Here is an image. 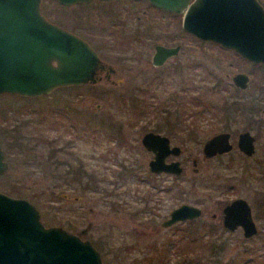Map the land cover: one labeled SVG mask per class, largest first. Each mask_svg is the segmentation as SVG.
Segmentation results:
<instances>
[{
  "label": "rangeland",
  "instance_id": "obj_1",
  "mask_svg": "<svg viewBox=\"0 0 264 264\" xmlns=\"http://www.w3.org/2000/svg\"><path fill=\"white\" fill-rule=\"evenodd\" d=\"M259 1L264 5V0ZM42 5L60 17L84 13L91 17L93 28L107 31L105 40L94 39L93 43L103 65L116 70L112 75L115 83L98 78L94 83L59 88L37 98L0 94V144L9 163L8 171L0 175V190L35 203L44 224L61 225L89 239L106 264H180L182 259V264H232L233 259L240 264H264V217L256 197H262L264 186V64L193 37L182 28L180 14L154 9L146 0L103 6L93 2L88 7L72 8L47 0ZM157 42L181 46L178 55L160 67L151 64ZM188 64L198 65L186 68ZM177 65L184 67L166 79V73ZM239 71L250 76L241 91L230 78ZM153 76L163 79L152 83L146 98V77ZM175 94L182 96L180 104L171 100ZM192 95L213 107H204L200 114V103L189 101ZM230 100L246 111L251 107L257 112L253 115L257 121L246 111L233 113L229 123L214 115L216 106ZM174 107L182 112V128L177 133L169 131L176 122L171 126L170 118L168 122L164 118L165 111ZM54 108L67 111L78 128L66 129L60 117L51 115ZM52 119L57 127L50 126ZM102 125L121 126L126 146L106 136L94 139L91 132ZM193 128L197 129L195 134ZM244 129L257 135L256 151L250 157L235 144L237 132ZM148 130L167 134L181 146L177 159L183 172L177 179L170 174L147 177L152 153L141 145L140 138ZM222 130L233 133V150L220 158L205 157L204 140ZM50 139L54 147L73 141L58 151V158L67 161L76 156L85 162L87 170L101 178L98 186L80 192V183L65 176L67 165H53ZM230 158L232 166L226 170ZM229 176L237 180L228 191H221V186L216 190L200 187L225 184ZM172 184L175 186L170 190L165 189ZM65 194H79L80 199ZM238 196L250 202L258 226L257 234L249 239L241 228L231 231L222 225L221 205ZM183 202L201 206V217L162 226L171 210ZM213 213H217L216 218H212ZM210 222L216 227L214 232L206 226ZM200 234L204 239L188 243ZM210 237L225 245L217 255H211L205 244ZM171 242L179 247L169 246Z\"/></svg>",
  "mask_w": 264,
  "mask_h": 264
},
{
  "label": "water",
  "instance_id": "obj_2",
  "mask_svg": "<svg viewBox=\"0 0 264 264\" xmlns=\"http://www.w3.org/2000/svg\"><path fill=\"white\" fill-rule=\"evenodd\" d=\"M72 5L89 0H57ZM151 5L181 14L182 28L195 36L232 48L249 61L264 63V5L259 0H146ZM42 0H0V94L12 93L37 98L70 85L94 83L102 60L83 38L50 21L41 10ZM179 46L156 45L154 64L176 54ZM239 88L247 87L250 76L236 72L231 76ZM229 132L208 138L203 152L210 157L229 151ZM153 152L152 172L179 174V160L166 162L169 155H180L178 145L169 138L148 131L141 137ZM247 155L255 152V136L244 130L237 140ZM9 168L0 144V174ZM200 207L183 203L162 222L169 226L193 219ZM223 224L233 230L241 225L244 235L257 232L246 199L235 198L223 209ZM0 264H106L99 249L86 238L61 225H46L35 203L24 196L0 190Z\"/></svg>",
  "mask_w": 264,
  "mask_h": 264
},
{
  "label": "flooded vegetation",
  "instance_id": "obj_3",
  "mask_svg": "<svg viewBox=\"0 0 264 264\" xmlns=\"http://www.w3.org/2000/svg\"><path fill=\"white\" fill-rule=\"evenodd\" d=\"M44 1H47V0H42V3L41 4H43V2ZM52 2H55V3H57L58 4V6L59 7H61V8H72V7H88L90 4H92L93 2H97L98 4H102V6L103 5H109L110 3H112V2H122V0H89V1H82V2H77V3H74V4H72V5H62L60 2H58L57 0H51ZM137 1V0H136ZM154 7V6H153ZM41 8H42V12L44 13V15L50 20V21H52V22H54V23H56V24H58V25H60V26H62V27H64V28H66V29H68L69 31H71V32H73L74 34H76V35H78V36H80L81 38H83V39H85L94 49H95V51L98 53V55H99V57H100V59L102 60V58H101V56H100V54H99V52H98V50H97V47H96V45H94V43H93V40L94 39H98L99 40V38H102V39H104L105 40V37H106V35H107V31L105 30V29H99V30H97V29H95V28H93V26L91 25V17L90 16H88V15H86V14H68V16H67V14H65V13H63V14H65V15H63L62 17H60V16H58L59 14H58V12L57 11H51V12H49V10H45L44 9V6L43 5H41ZM156 8V7H155ZM112 9V8H111ZM156 9H158V10H163V9H160V8H156ZM164 11H166V10H164ZM167 12H169V11H167ZM170 13H173V14H175V15H177V13H174V12H170ZM181 15V14H180ZM185 31V30H184ZM185 32H187V31H185ZM187 33H189V34H191L193 37H195V38H198V39H200V40H204V39H201V38H199V37H197V36H195L194 34H192V33H190V32H187ZM205 41H210V40H205ZM211 42H214V43H217V44H219L220 46H222L220 43H218V42H215V41H211ZM97 44H100L101 45V43H100V41L97 43ZM156 45H164V46H168V47H174V46H179V49H178V51H177V53L176 54H173V55H170V56H168L165 60H164V62L162 63V64H154L153 62H152V58H153V55H154V53H155V50H156ZM101 47V46H100ZM223 48H225V49H230V50H232L233 52H235L236 54H238L239 56H241L238 52H236L234 49H232V48H227V47H224V46H222ZM180 49H181V46H180V44H178V43H172V44H164V43H161V42H157V43H155V45H154V52H153V54H152V56H151V64L153 65V66H155V67H160V66H162L170 57H174V56H176V55H178V53L180 52ZM241 57H243V56H241ZM244 58V57H243ZM246 59V58H245ZM247 60V59H246ZM249 61V60H248ZM251 62H253V61H251ZM254 63H257V62H254ZM196 66V65H198V64H188L187 65V67L186 68H190V66ZM183 65H181L180 67L177 65L175 68H173V69H171V70H169L168 72V74L166 73V75H169L166 79H170L171 78V76H172V73H175L178 69H183ZM116 70L113 68V67H107V65H103V66H101V67H99V69L97 70V73H96V75H97V77L99 78V81L100 80H106V81H109V82H111V84H113V83H115V81H114V78H113V76L112 75H114L116 72H115ZM240 72V71H239ZM236 73V72H235ZM233 75V74H232ZM165 77V76H164ZM231 78V77H230ZM163 79V77L161 78V77H159V78H156V76H153V77H146V98L148 97V94H149V91H150V88H151V85H152V83L155 81V80H157V81H160V80H162ZM232 80V79H231ZM167 81V80H166ZM165 81V84H168V83H170V82H166ZM170 81V80H169ZM233 82V81H232ZM87 83V82H86ZM86 83H83V84H86ZM234 84V83H233ZM235 85V84H234ZM70 86H76V85H70ZM69 87V86H68ZM235 87H236V89H238V90H240L241 91V88H239L237 85H235ZM183 87L181 86V89H182ZM173 98H174V100H173ZM191 98H196V96H194V95H192L190 98H189V101L191 102V103H193V101H192V99ZM198 98V97H197ZM171 100H173L174 102H176L175 103V105H177V102H179V104L181 103V100H182V96H181V98L180 97H177V94H175V97H174V95L171 97ZM165 112H167L166 113V117H164L165 118V121L166 122H168V118H170L169 119V121H170V125L172 126V124H174L175 122V124H174V126H172V127H170L169 128V131H171V130H173V131H171V132H174V133H177L178 131H180L181 130V120H180V113H182L180 110H179V108H177V107H174V109H172V110H166ZM204 112V110H202V111H200L199 110V113L201 114V113H203ZM238 112H240V111H238V110H231V111H229V114H228V116H227V118H225L224 120L227 122V123H229V119H230V117L233 115V113H235V114H237ZM172 114V115H171ZM252 115L250 114V117H251ZM71 118V116L69 117V115H67V118H65V121H64V123H63V125H64V127H66V129H68V130H70V129H72L73 130V128L75 129V128H78V126H77V124L75 123V121L74 120H71L70 119ZM54 119H52V121H51V127H57L56 125L57 124H54ZM192 124H194L195 126H196V123H192ZM228 125V124H227ZM193 130H194V133L193 134H195L196 133V128H193ZM244 130H249V129H244ZM244 130H241V131H239V132H237V134H236V142H235V144H236V147H237V149L242 153V154H244L245 156H247V157H250V156H252V155H254V153L252 154V155H247V154H245L244 152H242L239 148H238V146H237V140H238V137H239V134L242 132V131H244ZM148 131H153V132H157V133H161V132H158V131H154V130H148ZM148 131H146V132H148ZM177 131V132H176ZM222 131H225V132H229V134H230V136H229V141H230V143L232 144V148L229 150V151H225V152H223V153H217V154H215V155H213V156H210V157H208V156H206L205 155V153L203 152V145H204V143L206 142V140L208 139V138H210V137H212L213 135H215V134H217V133H219V132H222ZM222 131H218V132H215V133H213L212 135H210L208 138H206L205 140H204V142H203V145H202V152H203V154H204V156L205 157H207V158H220V157H222L223 155H225V154H228V153H230L232 150H233V148H234V143L232 142V137H233V133L230 131V130H222ZM251 132V131H250ZM91 133H93V135H94V139H99V138H101V137H104V136H106V137H108V138H114L115 140H116V143L118 142V144H119V146H126V141H125V139H124V135H123V130H122V127L121 126H114V125H111L110 127H107V126H98L95 130H93ZM252 133V132H251ZM161 134H164V133H161ZM253 134V133H252ZM92 135V136H93ZM164 135H166L168 138H169V141H170V146H174V145H178V144H175V143H173L172 142V139H171V137L169 136V135H167V134H164ZM254 135V134H253ZM255 136V135H254ZM257 136V135H256ZM256 136H255V151H256ZM142 137V136H141ZM78 138H79V136H78ZM140 142H141V138H140ZM54 142H53V140L52 139H50V141H49V145H50V147H51V145L53 144ZM72 143H73V141H66V142H64V144H65V146H61V149H67V147H70L71 145H72ZM141 145L144 147V145L142 144V142H141ZM180 148H181V146L180 145H178ZM55 148L56 147H54V145H52V147H51V150H52V155H53V158L55 157V156H57L59 153H57V151L55 150ZM145 148V147H144ZM126 149L127 150H130L128 147H126ZM146 149V148H145ZM147 150V149H146ZM66 152H67V150H65ZM148 152H150V153H152V157L149 159V161L153 158V152L152 151H149V150H147ZM69 152V151H68ZM181 153H182V148H181ZM181 153H180V155H181ZM68 154H73V152H69ZM5 155H6V153H5ZM180 155H177V156H175V155H169V156H167L166 158H165V160H166V162H170V161H172V160H175V159H177V157L178 156H180ZM174 157H176V158H174ZM7 160V159H6ZM177 160H179V159H177ZM230 160V163H228L229 165H226L225 166V168H226V170H229V168H230V166H232V164H231V162L233 161V159L232 158H230L229 159ZM149 161H148V164H149ZM180 161V160H179ZM180 163H181V161H180ZM9 164V163H8ZM80 165L78 168H81V165H83V167H85L86 166V163L85 162H83L82 160H80V159H78L76 156H74V157H71V156H69V158H67V161H65L64 160V165L66 166L67 165V170H69V174H67V170L65 171V176H66V178H68L69 180L70 179H72V180H75V181H77L78 180V177L76 178V179H74L73 177H74V175H73V172H74V170H76L77 169V165ZM182 165V164H181ZM64 166V167H65ZM121 166H123V167H126L125 165H124V163H122L121 164ZM73 167V168H72ZM183 167V166H182ZM9 169V168H8ZM86 169V168H85ZM148 169H149V173L147 174V177L148 178H150L151 176H158V175H161V174H170V175H174V177H175V179H177V177L178 176H180V175H182V172H183V170H182V172L181 173H179V174H175V173H172V172H160V173H156V172H152L151 170H150V168H149V165H148ZM8 171V170H7ZM6 171V172H7ZM5 172V173H6ZM5 173H2V174H5ZM95 173V179L97 180V181H100L101 180V178L99 179V178H97V176H98V174H96V172H94ZM2 174H0V175H2ZM100 174V173H99ZM118 175V174H117ZM249 175V174H248ZM116 176V175H115ZM119 176V175H118ZM117 176V177H118ZM222 176H218V178H221ZM85 178L86 177H83L82 178V180H85ZM229 180H231L230 182H229ZM236 178L235 177H233V176H229V178L226 180V181H228V182H226L225 181V184H222V185H218V186H216L217 188H215V189H213V190H216V189H218L219 188V186H221V191H228V190H230V188L234 185V183H233V181L234 182H236ZM245 180H246V178H245ZM82 182H84V181H82ZM82 184H84V183H82ZM99 184V183H98ZM178 184V183H177ZM209 183H207V185H208ZM86 185L87 184H84V188L82 189V190H80V192H85V190H88L87 189V187H86ZM173 186H175V184H172L171 186H169V188H165L166 190H170V187H173ZM195 186V185H194ZM79 195V194H78ZM78 195H74V196H72L71 194H65V197H68V198H70V199H72V198H75V200L76 199H80V196H78ZM240 197H242V196H238V197H235V198H240ZM256 197H257V200H258V205L259 206H261V203H262V198L259 196L258 197V195L256 194ZM235 198H233V199H231L229 202H227V203H225V204H223V205H221V215H222V225H223V228H225L226 230H231V229H227L225 226H224V224H223V209H224V207L228 204V203H230L232 200H234ZM242 198H244V197H242ZM244 199H246V198H244ZM246 201L249 203V205H250V207H251V214H252V206H251V204H250V202L246 199ZM183 203H187V202H183ZM183 203H181V204H183ZM180 204V205H181ZM188 204H192V203H188ZM180 205H178V206H180ZM192 205H196V204H192ZM177 206V207H178ZM196 206H198V207H200L201 208V206H199V205H196ZM176 208V207H175ZM174 209V208H173ZM172 209V210H173ZM171 210V211H172ZM201 210H202V208H201ZM171 213V212H170ZM170 213H169V216H170ZM202 213H203V210H202ZM202 213L199 215V216H197V217H195V218H193V219H186V221H188V220H197L199 217H201V215H202ZM169 216L167 217V218H169ZM217 217V213H213V215H212V218H216ZM166 218V219H167ZM252 218H253V220H254V217H253V214H252ZM165 219V220H166ZM164 221V220H163ZM162 221V222H163ZM178 222H184V221H178ZM178 222H176V223H178ZM254 222H255V220H254ZM176 223H173L172 225H176ZM212 222H210V224H211ZM256 223V222H255ZM172 225H169L168 227H170V226H172ZM163 226V225H162ZM256 226H257V224H256ZM167 227V226H166ZM238 228H241L242 229V226L241 225H238V226H236L233 230H231V231H234V230H236V229H238ZM242 232H243V229H242ZM257 232H258V226H257ZM257 232L255 233V234H253V235H251V236H249V237H246L245 235H244V232H243V236L246 238V239H249V238H251V237H253V236H255L256 234H257Z\"/></svg>",
  "mask_w": 264,
  "mask_h": 264
},
{
  "label": "trees",
  "instance_id": "obj_4",
  "mask_svg": "<svg viewBox=\"0 0 264 264\" xmlns=\"http://www.w3.org/2000/svg\"><path fill=\"white\" fill-rule=\"evenodd\" d=\"M154 9H156V8H154ZM162 12H164V13H170V12H167V11H164V10H161ZM67 87V86H66ZM60 88H63V87H60ZM57 89H59V88H57ZM56 90V89H55ZM54 91V90H53ZM51 93V92H50ZM49 93V94H50ZM1 94H10V95H15V96H18V95H16V94H12V93H1ZM18 97H20V96H18ZM26 98H28V97H26ZM192 99V101H193V103H195V104H197V105H199V103H200V107H202V108H200V111H202V110H204V107H213V104L211 105V104H209L208 102H203V99H200V98H191ZM201 101V102H200ZM235 100H230V101H226V102H224L223 103V105L222 106H216V108H218V110H216L215 112H214V115H216V116H219V115H221L222 117H224L223 119H225V118H227V116H228V114H229V111H231V110H238V111H240L241 113H244L246 110L245 109H243V107H241L240 105H238V104H236L235 102H234ZM136 105V104H135ZM137 106V105H136ZM136 106H134L135 107V109H137V107ZM246 112H248V113H250L252 116H251V118L252 119H255V121H257L256 120V118H254L253 117V115H256V113L257 112H253L252 110H251V107H247V111ZM51 115H53V116H55V117H60V121L62 122V123H64V120H65V118L67 117V111H65L64 109H59V108H54V109H52V111H51ZM63 118H64V120H63ZM49 139V138H48ZM48 142L50 141V140H47ZM38 142H42L41 140H39ZM56 151H57V153H58V151L59 150H61V147H56V149H55ZM49 155L51 156V159H52V163H53V165L54 166H57V165H63L64 164V160H62V159H60V158H58V155L57 156H55L54 158H53V155H52V150L50 149L49 150ZM63 163V164H62ZM80 165L78 164L77 165V169L76 170H74V172H73V175H74V179H76L77 177H78V182L80 183V188H84V184H87L86 185V187L87 188H92V187H96V183L98 182L95 178V171H88L87 170V168L86 167H83V165H81V168H78ZM73 168V167H72ZM86 168V169H85ZM67 172V174H69V170H67L66 171ZM83 177H86L85 178V180H82V178ZM70 182H72V183H75V180H72V179H70L69 180ZM82 181H84V182H82ZM81 182L82 183H84V184H81ZM93 183V186L91 185ZM263 185H264V183H263ZM98 186V185H97ZM200 187H205V188H212V189H215V188H217L216 186H212V185H210V184H200ZM261 190H262V203H261V208H262V211H261V213H262V215H263V217H264V186L263 187H261ZM263 220H264V218H263ZM212 224H210V225H206V226H209L208 228V230L210 231V232H214V228H216V227H214V226H211ZM203 234V233H202ZM202 234H200V236H198V237H191L189 240H188V243L189 242H195V240H197V239H199L200 241H201V239H204L203 238V235ZM208 234V233H207ZM209 235L210 234H208V237H209ZM184 236V235H183ZM217 238H213V237H210L209 239H206L205 240V244H207V249L208 250H211V255H213V253L215 254V255H217V254H219L221 251H223L224 250V243H222V242H219V241H217L216 240ZM178 243H174V242H171V243H168V245L170 246H177V247H179V245H177ZM183 260L184 259H182L181 260V262H180V264H182L183 263ZM235 259H233L232 261V264H240L239 262H235L234 261Z\"/></svg>",
  "mask_w": 264,
  "mask_h": 264
}]
</instances>
